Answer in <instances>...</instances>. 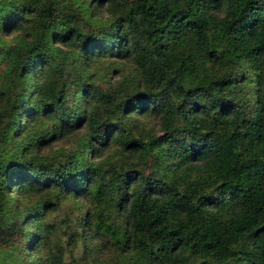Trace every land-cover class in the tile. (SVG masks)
Wrapping results in <instances>:
<instances>
[{
    "label": "trees",
    "instance_id": "trees-1",
    "mask_svg": "<svg viewBox=\"0 0 264 264\" xmlns=\"http://www.w3.org/2000/svg\"><path fill=\"white\" fill-rule=\"evenodd\" d=\"M112 55L135 77L96 82ZM65 196L88 206L52 222ZM58 234L119 246L91 264H264V0H0V264H78Z\"/></svg>",
    "mask_w": 264,
    "mask_h": 264
},
{
    "label": "rangeland",
    "instance_id": "rangeland-1",
    "mask_svg": "<svg viewBox=\"0 0 264 264\" xmlns=\"http://www.w3.org/2000/svg\"><path fill=\"white\" fill-rule=\"evenodd\" d=\"M108 6L109 5H106V3H102L101 8L97 10V14H95V16L101 20H107L106 25L109 24L111 12H114L112 11V8L108 11ZM13 33L14 32H10L8 37L12 36ZM89 71L90 74L91 71H95V77L93 78H95L96 82H99L103 85L109 82H115V80L119 78L129 79L135 77V72L131 61L125 57L122 58L117 55L100 57L99 60L94 61L92 66H89V70L87 72ZM236 83L239 82L236 81L235 84ZM250 87L251 89L249 90V94L251 95L253 92V81L250 82ZM249 102L251 103V99H249ZM143 123V129H141V131H148L149 129L156 135L160 133L157 129V125L155 124V120L150 116H145ZM149 127L152 128L150 129ZM81 132L82 128L78 129L74 133H71L72 135L69 134V136L61 137L60 139L52 141L50 144L44 147V152H47L48 154L59 153V151L65 152L67 149H70L75 145L79 137L78 135L81 134ZM112 148V145L101 147V153L100 155H97L95 159L99 160L100 158L104 157L105 154L113 150ZM86 206H88V200L86 198H73L72 196H65L60 200L59 206L50 212V220L52 222H57L59 218H65V216H67L70 223H75L76 218L81 212H83ZM117 215L118 223L123 227V212L118 213ZM60 228H63V226ZM58 235L59 237L56 235L54 237V242L57 243H54L53 249L55 250L59 248L64 259L74 257L78 264H91L93 262L112 263L115 261V259H118L117 262H119L121 260L120 258H122V254L120 256L117 249L114 247L116 246V248H119V246L115 244L113 245V243H111L106 236H87L84 239L78 237L76 240H70L63 234ZM88 237L91 238L87 239Z\"/></svg>",
    "mask_w": 264,
    "mask_h": 264
}]
</instances>
